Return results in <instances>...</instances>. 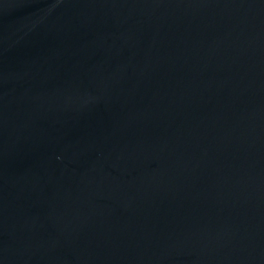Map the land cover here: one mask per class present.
<instances>
[{
	"label": "water",
	"instance_id": "1",
	"mask_svg": "<svg viewBox=\"0 0 264 264\" xmlns=\"http://www.w3.org/2000/svg\"><path fill=\"white\" fill-rule=\"evenodd\" d=\"M0 264H264V0H0Z\"/></svg>",
	"mask_w": 264,
	"mask_h": 264
}]
</instances>
